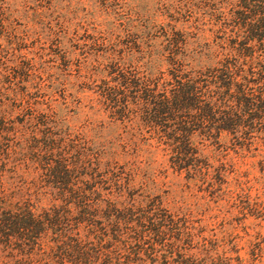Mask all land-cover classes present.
Instances as JSON below:
<instances>
[{"label": "trees", "instance_id": "1", "mask_svg": "<svg viewBox=\"0 0 264 264\" xmlns=\"http://www.w3.org/2000/svg\"><path fill=\"white\" fill-rule=\"evenodd\" d=\"M35 1L19 29L0 0V264H221L138 171L160 152L203 181L223 138L264 143V0H95L93 107L126 135L107 142L53 106L42 43L77 34Z\"/></svg>", "mask_w": 264, "mask_h": 264}, {"label": "rangeland", "instance_id": "2", "mask_svg": "<svg viewBox=\"0 0 264 264\" xmlns=\"http://www.w3.org/2000/svg\"><path fill=\"white\" fill-rule=\"evenodd\" d=\"M40 1L45 11L46 0ZM6 2L14 10V23L21 22L19 29L22 23L34 20V9L40 10L35 8V0ZM148 5L151 8L150 1ZM56 6L54 13L64 15L68 31L77 35L60 38L62 44L56 46L52 44L56 40L42 43L46 46L43 77L50 86L53 106L70 126L82 129L88 137L105 142L126 138L119 123L93 107L96 94L92 80L96 76L91 81L87 76L94 57L84 43L92 35V26H96L91 18L96 14L97 2L58 0ZM55 14L47 13L45 22ZM111 21L112 18L105 17V26L110 27ZM221 145L220 149L211 147L205 158L210 173L207 180H190L185 173L167 169L160 152L141 157L146 161L138 171V179L146 181L151 196L157 195L172 212L191 216L193 234L221 264H264V143L260 140L249 149H242L223 138Z\"/></svg>", "mask_w": 264, "mask_h": 264}]
</instances>
